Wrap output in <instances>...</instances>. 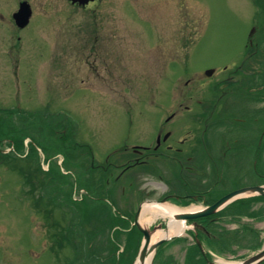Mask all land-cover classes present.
<instances>
[{
    "label": "rangeland",
    "instance_id": "374dc122",
    "mask_svg": "<svg viewBox=\"0 0 264 264\" xmlns=\"http://www.w3.org/2000/svg\"><path fill=\"white\" fill-rule=\"evenodd\" d=\"M15 4V0L1 4L7 11L2 15L6 21L0 23V151L7 152L8 146L11 151L0 152V264H114L110 228L108 234V230H100L84 237V233L74 234L70 225L78 223L80 231L88 220L86 211L113 210L128 215L136 210L139 197L157 200L166 188L161 180L166 179L165 174L140 172L134 185L138 194L131 190L129 197L128 189L121 185L113 190L115 197L105 198L110 205L87 201L76 206L71 203L73 196L82 198L83 190L92 191L81 161L103 162L126 141L152 133L158 114L147 108V101L136 100L146 99L150 82L156 88L173 86L179 75L185 79L200 68L193 64L190 52L194 46L188 44V38L191 42L202 39L201 59L222 64L230 61L231 52H243L249 30L255 26L253 40L260 48L256 59L263 60L264 67V0H99L87 11L71 8L65 0H34L39 16H33L22 32L7 22ZM152 6L154 15L149 13ZM17 34L23 36L21 42ZM162 35L172 42L187 38L181 51L187 56L185 61L182 55L171 56L180 61L170 62L167 72L171 74L159 78L152 75L156 61L149 47L153 36L154 42ZM173 70L180 72L174 75ZM32 115L42 117L38 121ZM194 116L192 110L184 114V122ZM30 142L43 151L33 153ZM249 155L242 170L235 166L233 170L252 173L257 169L261 177L255 181L264 180V153L260 158ZM59 159L63 166L57 163ZM47 164L49 171L43 169ZM58 169L65 178L53 177ZM169 203L181 208L203 205ZM97 218L103 219V215ZM153 219L147 212L144 226L164 223L159 217L152 224ZM119 224L129 227L130 222ZM130 238L121 232L118 239L124 243L120 255L129 262L140 246L135 238L128 243ZM186 238L166 245L152 264L181 261L184 247L193 243Z\"/></svg>",
    "mask_w": 264,
    "mask_h": 264
},
{
    "label": "flooded vegetation",
    "instance_id": "af4514ba",
    "mask_svg": "<svg viewBox=\"0 0 264 264\" xmlns=\"http://www.w3.org/2000/svg\"><path fill=\"white\" fill-rule=\"evenodd\" d=\"M22 1L18 0V4ZM26 1H29L32 11L34 0ZM154 10V6L149 9L152 15ZM173 43L174 48L171 46ZM185 43L184 37L173 42L164 35L155 38L150 46L156 61L152 73L165 77L168 62L180 61L171 56L182 55L185 61L186 52H181ZM195 45H199V49L202 47L201 43ZM190 54L194 57L193 64L200 68L193 71L184 84H177L172 89L164 85L159 91V100L155 99V85L148 87L149 108L165 109L163 118L160 121L157 117L152 133L146 138L124 145L123 153L115 164L120 168L116 180L129 171L134 175L138 171L164 172L166 179L162 183L166 188L157 199L211 204L235 189L234 181L239 187L264 183L251 182L246 171L236 172L233 178L231 176L236 157L238 163L241 159L240 166L244 165L243 158L250 151L252 133L257 140L256 147L261 151L264 138V67L263 60L256 59L255 51L232 52L230 61L221 65V71L204 76V70L218 66L206 61L201 63L198 53ZM216 75L219 77L211 80ZM205 94L208 97L202 98ZM191 110L195 116L186 123L183 115ZM231 206L233 212L227 219L233 228L227 227L226 236L220 228L213 233L209 230L219 223L216 214L197 219L195 226L192 224L194 220H189L192 224L190 231L203 244L210 240L212 250L220 251V255L231 263L251 259L261 253L262 257L250 264H264V197L246 196L242 202L233 201ZM202 251L196 242L187 245L182 251L184 259L169 261L168 264H204L210 256L208 250Z\"/></svg>",
    "mask_w": 264,
    "mask_h": 264
},
{
    "label": "water",
    "instance_id": "95a60500",
    "mask_svg": "<svg viewBox=\"0 0 264 264\" xmlns=\"http://www.w3.org/2000/svg\"><path fill=\"white\" fill-rule=\"evenodd\" d=\"M73 2L78 1L81 4H84L86 2H88L89 0H72ZM16 23L19 26H24L27 22H28V17H29V11L27 9H25V7H22L18 13H16L14 15ZM211 70L207 71V74H210ZM246 191H252V192H257L260 194H264L263 189L261 186H250V187H245V188H240L237 190H234L230 193H228L227 195L223 196L222 198H220L218 201H216L214 204H212L211 206H209L208 208H206L203 211L200 212H196V213H189V214H179L176 215V218H195V217H199V216H204L210 213H213L217 207H219L220 205H222L223 203H225L229 198L244 193ZM142 232L144 233V237H145V244L144 247L142 248L140 254H139V259L142 262L144 260V258L146 257V255L148 253H150V251H152L154 249V247L158 244H153L152 246H150L148 248V243H149V239H150V233L148 230L146 229H142ZM249 261V260H248ZM248 261H244L242 264H248ZM208 264H214V263H208Z\"/></svg>",
    "mask_w": 264,
    "mask_h": 264
},
{
    "label": "bare ground",
    "instance_id": "6f19581e",
    "mask_svg": "<svg viewBox=\"0 0 264 264\" xmlns=\"http://www.w3.org/2000/svg\"><path fill=\"white\" fill-rule=\"evenodd\" d=\"M150 205L146 204L143 207L142 214L140 218H143V216L148 212L151 215H169L170 217V222L168 224V229L165 231H159L156 230L153 232L150 242L154 240V238H162V237H168L174 233H179L183 230L185 227L184 223L181 220H174L172 218V215L176 212L183 211L182 209L172 206V205H167V204H155V203H149ZM193 209V208H191ZM190 209V210H191ZM152 255H148L146 259L144 260L143 263L137 261V264H149L150 259Z\"/></svg>",
    "mask_w": 264,
    "mask_h": 264
}]
</instances>
